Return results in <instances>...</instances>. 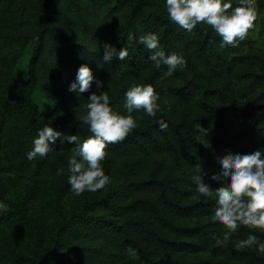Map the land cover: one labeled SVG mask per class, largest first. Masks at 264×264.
Returning a JSON list of instances; mask_svg holds the SVG:
<instances>
[{
	"label": "trees",
	"instance_id": "1",
	"mask_svg": "<svg viewBox=\"0 0 264 264\" xmlns=\"http://www.w3.org/2000/svg\"><path fill=\"white\" fill-rule=\"evenodd\" d=\"M253 2L264 11V0H250V8ZM147 32L158 34L166 54L186 58L172 77L161 79L167 66L147 59L139 42ZM221 39L202 22L188 32L171 21L164 0H0V203L9 201L2 174H48L57 196L72 191L67 157L75 142L57 138L43 158L26 153L45 123L81 141L91 135L78 118L92 91H107L124 113V91L152 83L160 105L155 117L135 111L137 127L108 144L101 164L117 185L103 195H77L73 208L45 222L20 205L0 209V225L12 228L0 242V264H264V253L236 247L264 230L240 225L225 241L226 226L211 219L215 201L200 197L191 178L200 165L215 190L217 158L264 146V55L250 50L247 35L234 47ZM105 43L129 55L104 62ZM84 63L104 89L93 81L78 96L69 86Z\"/></svg>",
	"mask_w": 264,
	"mask_h": 264
},
{
	"label": "clouds",
	"instance_id": "2",
	"mask_svg": "<svg viewBox=\"0 0 264 264\" xmlns=\"http://www.w3.org/2000/svg\"><path fill=\"white\" fill-rule=\"evenodd\" d=\"M164 4L169 19L188 32H192L201 22L210 25L222 38V47L225 44L234 47L241 43L246 33L252 31L251 26L255 21V14L249 7L250 0H238L235 7L233 0H164ZM139 42L150 50L147 59L153 61L157 68L167 66L161 79L172 77L178 67L187 64L183 55L175 52L166 54L156 32L141 35ZM128 55L129 50L125 47L117 50L109 43L103 46L104 62H112L114 56L124 60ZM93 81L97 89H104V82L94 76L91 67L87 63L81 64L69 90L80 96L92 88ZM123 96L126 112L121 113L110 104L107 91L102 90L99 94L92 91L84 105L86 113L78 118L88 126L91 135L81 141L77 134H63L51 122L45 123L37 130L33 147L26 153L27 158L33 160L37 156L45 157L54 150L57 138H61L62 142H75L71 148L72 154L67 157L71 190L80 195L85 191L102 189L109 180L101 164L107 155L105 149L108 144L123 140L137 127V119L133 115L135 111L142 110L145 115L155 117L160 109L159 93L152 83H134L124 91ZM160 127L166 128V122L160 121ZM198 132L207 136L208 129L200 125ZM197 140H200L199 136ZM208 144L207 140L205 146ZM215 163L219 171L210 177L212 182L219 185L215 190L204 182L200 165L191 178L195 183V192L200 197L215 201L211 219L214 223L226 226L223 239L229 240L240 225L264 230V146L246 154L231 155L225 152ZM64 171L61 166L57 168L56 174L62 175ZM236 247H252L264 253V237L249 232L246 238L236 242ZM128 251L133 250L129 248Z\"/></svg>",
	"mask_w": 264,
	"mask_h": 264
},
{
	"label": "rangeland",
	"instance_id": "3",
	"mask_svg": "<svg viewBox=\"0 0 264 264\" xmlns=\"http://www.w3.org/2000/svg\"><path fill=\"white\" fill-rule=\"evenodd\" d=\"M252 11L255 14L252 31L246 33L251 40L250 50L264 55V40L260 36L261 23L264 19V11L252 3ZM8 186V202L0 203V209L13 211L14 206L20 205L27 209L28 213L38 220L45 222L51 218L54 211L65 212L74 207V199L77 196L73 191L57 196V179L48 174H2ZM117 182L108 181L106 185L95 192L85 191L82 194L87 197L103 195L109 188L116 186ZM16 220L15 216H12ZM12 234L10 224L0 225V242H8Z\"/></svg>",
	"mask_w": 264,
	"mask_h": 264
}]
</instances>
